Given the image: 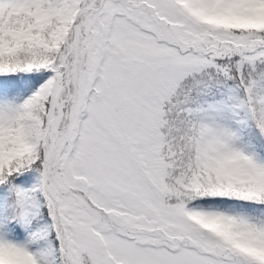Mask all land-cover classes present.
Segmentation results:
<instances>
[{
	"label": "snow or ice",
	"instance_id": "snow-or-ice-1",
	"mask_svg": "<svg viewBox=\"0 0 264 264\" xmlns=\"http://www.w3.org/2000/svg\"><path fill=\"white\" fill-rule=\"evenodd\" d=\"M0 264H264V0H0Z\"/></svg>",
	"mask_w": 264,
	"mask_h": 264
}]
</instances>
